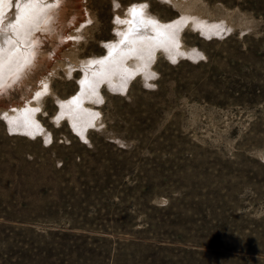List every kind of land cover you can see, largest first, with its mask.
Masks as SVG:
<instances>
[{"label":"rangeland","instance_id":"374dc122","mask_svg":"<svg viewBox=\"0 0 264 264\" xmlns=\"http://www.w3.org/2000/svg\"><path fill=\"white\" fill-rule=\"evenodd\" d=\"M135 5L174 39L86 79ZM52 8L0 92V264H264V0ZM28 103L36 126L6 117Z\"/></svg>","mask_w":264,"mask_h":264},{"label":"bare ground","instance_id":"6f19581e","mask_svg":"<svg viewBox=\"0 0 264 264\" xmlns=\"http://www.w3.org/2000/svg\"><path fill=\"white\" fill-rule=\"evenodd\" d=\"M60 3L61 0H34L32 3H29V0H0V92L4 90V88L2 89L4 84L11 81L13 83L18 78L23 79L30 67L37 62V44L40 42L38 40L41 34L35 35L34 32L43 29L44 25L51 22L50 15H54L53 12L55 11L52 7L60 6ZM134 12L142 13L143 8L135 5L129 12L130 14L128 13L126 22L124 21L127 30L122 33L123 41L111 47L109 56L103 60L92 61L90 64L88 62L81 64L84 66L86 79L89 77H94L97 80L111 78L112 72L121 75L123 69L120 67L127 65V57L136 52L135 47L137 48L143 40H148L147 47L149 48L163 41L167 36L173 35L169 39H174L173 29L178 26L177 23L173 26L163 27V24L158 20L146 19L143 13L136 16L133 14ZM159 31L163 33L161 37ZM74 65L79 64L74 63ZM129 70L133 72L135 69L129 68ZM129 75L131 74L127 76ZM113 83L117 84V80L113 79ZM47 90L48 85L45 80L41 89L35 93V100L38 101ZM82 100L81 97H78L74 104H67L68 109H70L68 112L72 113L74 109L76 112L87 111L89 121H93L96 115L94 110L85 104L81 105ZM39 104L28 103V106L17 107L15 111L6 113V117L10 121L36 126L38 121L35 114L40 108Z\"/></svg>","mask_w":264,"mask_h":264},{"label":"snow or ice","instance_id":"6c2138e0","mask_svg":"<svg viewBox=\"0 0 264 264\" xmlns=\"http://www.w3.org/2000/svg\"><path fill=\"white\" fill-rule=\"evenodd\" d=\"M32 2H34V0H29V3H32ZM133 14L136 15V16H138V15H140L141 13H139V12H134Z\"/></svg>","mask_w":264,"mask_h":264}]
</instances>
